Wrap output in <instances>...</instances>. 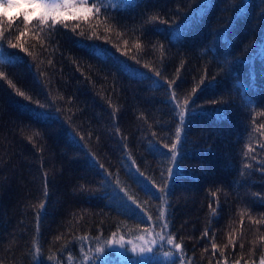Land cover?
Here are the masks:
<instances>
[{
    "label": "trees",
    "instance_id": "trees-1",
    "mask_svg": "<svg viewBox=\"0 0 264 264\" xmlns=\"http://www.w3.org/2000/svg\"><path fill=\"white\" fill-rule=\"evenodd\" d=\"M98 6L67 27L25 28L23 8L0 25V264H163V251L170 264H260L264 0ZM165 180L166 195L150 188ZM117 237L160 244L127 261Z\"/></svg>",
    "mask_w": 264,
    "mask_h": 264
},
{
    "label": "snow or ice",
    "instance_id": "snow-or-ice-1",
    "mask_svg": "<svg viewBox=\"0 0 264 264\" xmlns=\"http://www.w3.org/2000/svg\"><path fill=\"white\" fill-rule=\"evenodd\" d=\"M13 8H23V11L19 13V16L22 17V22L27 28V26L31 23L32 19H36L39 21L40 25H46L48 24L49 21H51V27H54L58 23H63L64 27H67L66 21L69 19L73 20H79L81 18L87 19L89 15H96L101 13V7L98 6V0H0V9L3 11H0V25L3 23V19L6 15V12L8 9H13ZM16 17H7L9 25H11ZM72 31H75V28L72 29ZM25 35L24 31H21L19 35L16 37L17 40H19L21 37ZM4 37V32L2 28H0V40H2ZM9 45L12 48H16L18 45L15 43H12V41H8ZM21 50L23 49V46L20 45ZM137 47H140L139 44H137ZM157 76L160 75L159 72L156 73ZM4 73L0 72V77H3ZM167 85L169 88H171L172 84L171 82H167ZM195 91V89L193 90ZM20 96H24L25 99H30V97L25 96L24 92H19L18 93ZM188 102L185 101V104ZM180 122L183 123L185 120V111L181 110L178 113ZM180 130L177 129L176 132V138H177V143L180 141ZM31 139V137H29ZM177 143H172L171 147L169 148L168 145H164L165 148H168V151L171 154V160L174 162L177 158ZM95 159V157H93ZM133 163H135L133 161ZM100 168H103L104 165L100 164ZM138 174L141 177H144V173L139 172V169H137ZM168 176L172 177L175 175V171L173 168H168L167 169ZM109 175H111L109 173ZM163 175V173H161ZM117 184H119V181H117ZM169 187V183L167 180L164 182V186L160 187L155 184V182H151L150 188L151 189H156L159 193L165 194L166 195V189ZM122 192L124 191L123 188L120 189ZM126 197L128 200L132 201L133 204H136L137 208H140L141 205L137 204L136 200L133 199L131 195H128L125 193ZM165 195H160V199L164 200ZM44 205H41V208H43ZM149 219L151 217L149 216ZM159 220L165 221L164 223L160 224L159 226L161 228H168L169 225L166 222V215L163 210L159 212ZM205 235H207V230H205ZM113 237H115V233H113ZM113 243H119L118 240L115 238L112 241ZM166 243L169 245H172L173 248L176 250L175 254H182L183 253V248L181 243H175L174 238L169 234L168 237L166 238ZM217 246L215 244H212V248L215 249ZM135 251V249H133ZM142 251H152L151 248H143L141 249ZM38 251V250H37ZM97 251H102V249H97ZM168 256L174 255V253L169 252L166 253ZM51 259V257H49ZM84 259H87V256L85 255ZM179 259L181 261V264H183V255L179 256ZM260 264H264V259L260 261Z\"/></svg>",
    "mask_w": 264,
    "mask_h": 264
},
{
    "label": "rangeland",
    "instance_id": "rangeland-1",
    "mask_svg": "<svg viewBox=\"0 0 264 264\" xmlns=\"http://www.w3.org/2000/svg\"><path fill=\"white\" fill-rule=\"evenodd\" d=\"M14 9L15 8L8 9V11H12ZM1 10L2 9H0V11ZM8 14L11 15L9 12ZM115 239L118 240L119 243H113L112 242L113 239L110 243V247L114 255L117 258H120L122 260H127V261H133L136 259L141 260L145 258L146 256L149 255L151 251H142L141 249L143 248H151L152 250L155 248L157 249V246L160 244L157 240L150 238V237L135 238V239H130V240H124V239L117 237ZM133 249H135V251ZM160 255L163 256V264H170V260H171L170 256L166 255L164 251L161 252ZM146 262H148V260H146ZM141 263L144 264V259Z\"/></svg>",
    "mask_w": 264,
    "mask_h": 264
}]
</instances>
